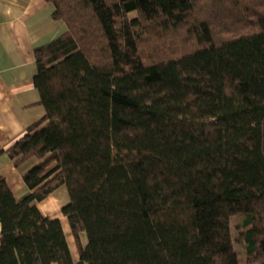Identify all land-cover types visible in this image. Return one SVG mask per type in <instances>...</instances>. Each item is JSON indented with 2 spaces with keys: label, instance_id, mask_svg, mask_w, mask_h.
I'll return each mask as SVG.
<instances>
[{
  "label": "trees",
  "instance_id": "16d2710c",
  "mask_svg": "<svg viewBox=\"0 0 264 264\" xmlns=\"http://www.w3.org/2000/svg\"><path fill=\"white\" fill-rule=\"evenodd\" d=\"M46 1L0 264H264V0ZM63 186L77 260L38 207Z\"/></svg>",
  "mask_w": 264,
  "mask_h": 264
},
{
  "label": "crops",
  "instance_id": "0c3cea01",
  "mask_svg": "<svg viewBox=\"0 0 264 264\" xmlns=\"http://www.w3.org/2000/svg\"><path fill=\"white\" fill-rule=\"evenodd\" d=\"M53 10L46 0H0V178L8 183L15 198L29 189L5 151L45 113L33 83L37 73L34 50L67 30L64 22L52 18ZM67 202L68 195L61 187L38 207L44 216L60 219L71 254L77 260L72 232L61 213ZM81 241L85 245L84 233Z\"/></svg>",
  "mask_w": 264,
  "mask_h": 264
},
{
  "label": "rangeland",
  "instance_id": "374dc122",
  "mask_svg": "<svg viewBox=\"0 0 264 264\" xmlns=\"http://www.w3.org/2000/svg\"><path fill=\"white\" fill-rule=\"evenodd\" d=\"M61 188V187H60ZM65 191H66V193H67V190H66V188H64V186L62 187ZM236 225H237V219H236V217H233L232 219H231V231H232V236H233V241H234V248H235V250H236V252L238 253V255H239V261L240 262H242V254H241V248H240V246H239V244L236 242V240H237V229H236ZM69 228V227H68ZM73 240V239H72ZM85 240V239H84ZM72 244H74V243H72ZM86 244V243H85ZM75 248V245H73V250H74V254H76V252H75V250L76 249H74ZM77 255V254H76Z\"/></svg>",
  "mask_w": 264,
  "mask_h": 264
}]
</instances>
